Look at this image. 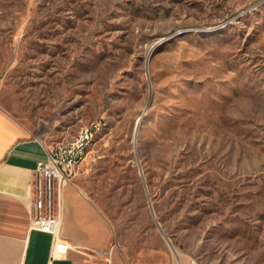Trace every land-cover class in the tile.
Masks as SVG:
<instances>
[{
    "label": "rangeland",
    "instance_id": "rangeland-1",
    "mask_svg": "<svg viewBox=\"0 0 264 264\" xmlns=\"http://www.w3.org/2000/svg\"><path fill=\"white\" fill-rule=\"evenodd\" d=\"M0 105L126 264H264V0H0Z\"/></svg>",
    "mask_w": 264,
    "mask_h": 264
},
{
    "label": "crops",
    "instance_id": "crops-1",
    "mask_svg": "<svg viewBox=\"0 0 264 264\" xmlns=\"http://www.w3.org/2000/svg\"><path fill=\"white\" fill-rule=\"evenodd\" d=\"M50 147L0 105V264H126L109 245L105 213L90 196L66 183L60 190L59 237L70 245L53 249V235L32 227L30 183Z\"/></svg>",
    "mask_w": 264,
    "mask_h": 264
},
{
    "label": "built area",
    "instance_id": "built-area-1",
    "mask_svg": "<svg viewBox=\"0 0 264 264\" xmlns=\"http://www.w3.org/2000/svg\"><path fill=\"white\" fill-rule=\"evenodd\" d=\"M98 129L97 124L85 125L75 137L49 148L48 158L38 160L30 183V192L34 196L32 227L52 233L53 249L57 247L62 253L70 244L62 240L58 233L60 190L86 159V142L89 136L96 135Z\"/></svg>",
    "mask_w": 264,
    "mask_h": 264
},
{
    "label": "bare ground",
    "instance_id": "bare-ground-1",
    "mask_svg": "<svg viewBox=\"0 0 264 264\" xmlns=\"http://www.w3.org/2000/svg\"><path fill=\"white\" fill-rule=\"evenodd\" d=\"M94 138H95V136H89V139H88V141L86 142V146H85V153H86V154H88L89 149H90V146H91V144H92ZM167 240H168V239H167ZM168 241H169V240H168ZM169 242H170V241H169ZM170 244H171V242H170ZM56 250H58L57 247H56Z\"/></svg>",
    "mask_w": 264,
    "mask_h": 264
},
{
    "label": "water",
    "instance_id": "water-1",
    "mask_svg": "<svg viewBox=\"0 0 264 264\" xmlns=\"http://www.w3.org/2000/svg\"><path fill=\"white\" fill-rule=\"evenodd\" d=\"M159 228L161 229V231L163 232V234H165L166 238L170 241L169 237L166 235V233L164 232V230L162 229V227L160 225H159ZM171 245L174 246V244L172 242H171Z\"/></svg>",
    "mask_w": 264,
    "mask_h": 264
}]
</instances>
